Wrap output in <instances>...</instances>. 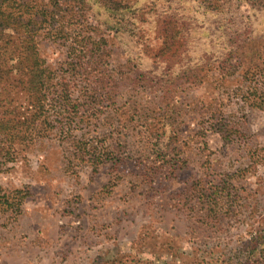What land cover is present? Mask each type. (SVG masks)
Wrapping results in <instances>:
<instances>
[{"label": "rangeland", "instance_id": "rangeland-1", "mask_svg": "<svg viewBox=\"0 0 264 264\" xmlns=\"http://www.w3.org/2000/svg\"><path fill=\"white\" fill-rule=\"evenodd\" d=\"M0 11L50 72L0 101V264H264V0Z\"/></svg>", "mask_w": 264, "mask_h": 264}, {"label": "trees", "instance_id": "trees-1", "mask_svg": "<svg viewBox=\"0 0 264 264\" xmlns=\"http://www.w3.org/2000/svg\"><path fill=\"white\" fill-rule=\"evenodd\" d=\"M6 12L0 11V16L2 17L1 22H5L4 19L7 17L5 16ZM9 17V16H8ZM6 23V22H5ZM2 31H0V35H2ZM1 37V36H0ZM5 44L0 45V101L7 102L9 99L10 102L12 101V98L19 93V88L17 91H12L9 88H15L17 86L16 83L21 86V91L23 95L25 96V99L28 100L27 103L30 107L35 106L33 109L37 110H43V102L46 100V89L45 85L49 80L50 72L48 70V67H44V62H42L41 58L39 57L38 52L36 49L32 46L27 45V51L23 53H19L17 55L18 61L20 65L14 67L13 65L9 66V63H11L14 60V57L11 55H7L3 53V49L1 46H4ZM31 50V52H29ZM16 57V56H15ZM31 62L32 66L29 64H26L25 62ZM15 69L17 70L18 77L11 78L12 73H15ZM20 69V70H18ZM12 80L13 83L8 84V81ZM15 84V86H14ZM5 105L11 106L12 104L4 103ZM8 106V107H9ZM17 109V107H14ZM10 114L16 115L14 111H11ZM13 116V117H14ZM5 119V118H4ZM1 119V120H4ZM26 120V119H25ZM13 122V124H11ZM28 118L26 122H17L16 120H6L0 122V130L6 131L10 130L11 127L17 126L18 124L26 125L28 123ZM2 154V152H1ZM3 155V154H2ZM1 191V189H0ZM16 195L19 193H15ZM3 198L6 200L7 205L9 204V200L11 199L9 196L3 195ZM14 199V198H12ZM22 202L21 196H16L15 201ZM16 201V202H17ZM18 202V203H19ZM11 205V204H9ZM20 205V204H19ZM12 207V206H11ZM11 209V208H10Z\"/></svg>", "mask_w": 264, "mask_h": 264}]
</instances>
